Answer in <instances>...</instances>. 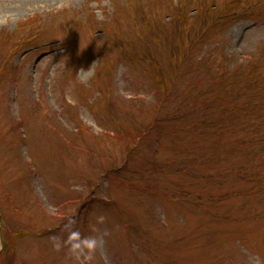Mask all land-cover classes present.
Instances as JSON below:
<instances>
[{
  "label": "rangeland",
  "instance_id": "obj_1",
  "mask_svg": "<svg viewBox=\"0 0 264 264\" xmlns=\"http://www.w3.org/2000/svg\"><path fill=\"white\" fill-rule=\"evenodd\" d=\"M100 215L92 264H264V0H0V264Z\"/></svg>",
  "mask_w": 264,
  "mask_h": 264
},
{
  "label": "clouds",
  "instance_id": "obj_2",
  "mask_svg": "<svg viewBox=\"0 0 264 264\" xmlns=\"http://www.w3.org/2000/svg\"><path fill=\"white\" fill-rule=\"evenodd\" d=\"M106 217L100 215L97 217V223L91 226L92 235H84L74 226L78 223L75 218H69L68 222L63 225L62 231L67 232V237L53 236L54 247L57 251L67 249L76 264H92L94 254L100 246L101 235L107 236L109 233L105 230L101 233L100 225L106 222Z\"/></svg>",
  "mask_w": 264,
  "mask_h": 264
},
{
  "label": "trees",
  "instance_id": "obj_3",
  "mask_svg": "<svg viewBox=\"0 0 264 264\" xmlns=\"http://www.w3.org/2000/svg\"><path fill=\"white\" fill-rule=\"evenodd\" d=\"M238 5H240V4H237L236 2H234V3H232V4H228V6L226 7L227 10H226V8H224V9L222 10V13H223L222 15L225 17V15L229 14L230 17H232V18H234V19H239V18H241L242 13H243V14L248 13V8H247L246 5L243 6L244 9L241 10L242 13H237V12H235V11H237V10H236V7H237ZM176 10L179 11V8L176 7ZM228 21H229V20H228ZM125 135H129V132H128V131L125 132Z\"/></svg>",
  "mask_w": 264,
  "mask_h": 264
}]
</instances>
